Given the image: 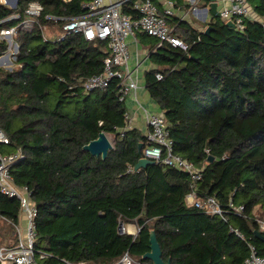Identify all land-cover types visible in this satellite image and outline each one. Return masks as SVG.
<instances>
[{
	"label": "trees",
	"instance_id": "16d2710c",
	"mask_svg": "<svg viewBox=\"0 0 264 264\" xmlns=\"http://www.w3.org/2000/svg\"><path fill=\"white\" fill-rule=\"evenodd\" d=\"M91 1L18 0L16 8L0 6V21L20 16L0 25L17 27L19 47L16 68L0 66V129L10 139L0 144V154L18 149L26 154L12 175L18 186L32 191L37 262L117 264L129 253L153 264L144 259L152 230L163 260L171 264H243L249 244L264 257V242L255 235L262 231L257 209L264 218L262 25L247 19L239 29L213 14L206 34L171 17L168 23L188 44L186 50L168 43L158 47V40L145 34L154 48L145 87L166 118L174 153L202 172L193 181L190 174L159 163L134 170L142 158L139 146L144 150L150 141L140 130L127 129L128 107L120 100L118 78L106 91H84L83 83L104 71L106 42L83 35L45 39L44 26L61 30L66 19L83 16ZM33 4L41 6L40 16L31 29L18 27ZM250 4L264 19V0ZM126 12L134 14L131 4ZM8 48L1 40L0 57ZM102 132L114 136L106 159L83 149ZM192 192L200 200L215 197L222 215L189 206ZM231 200L244 206L242 214L229 207ZM20 215L19 201L0 193V219L11 224L5 242L13 240ZM121 224L136 225L137 235L121 233Z\"/></svg>",
	"mask_w": 264,
	"mask_h": 264
},
{
	"label": "built area",
	"instance_id": "2783aa9c",
	"mask_svg": "<svg viewBox=\"0 0 264 264\" xmlns=\"http://www.w3.org/2000/svg\"><path fill=\"white\" fill-rule=\"evenodd\" d=\"M162 6L153 0H93L84 5L86 13L77 18L66 19L61 32L60 40L70 35H83L88 41H101L107 43V56L104 59V71L87 79L83 83L86 93L96 90L106 91L114 78L120 80L121 101H126L131 95H135V102L146 114L149 128L148 139L150 145L142 151V158L149 159L154 163L163 164L167 167L180 169L191 175L193 181L202 178V172L192 163L174 153L173 142L169 137L168 124L163 113L151 112L142 106L138 100L139 76L138 71H132L129 67L131 52L128 44L129 38H135L137 33H144L158 40V47L164 43L171 44L184 50L188 44L176 36L170 27L168 19L174 17L178 4L175 0H161ZM223 8L220 11L221 18L232 21L239 29L244 28L247 19L258 21L264 29V19L257 17L252 9L250 0H223ZM131 4L134 14L126 12V6ZM42 8L33 4L26 12V18L18 24L22 29H31L32 18L40 16ZM20 19L19 15H13L8 19L1 20L0 25L7 21ZM57 21L55 17H50ZM48 29L43 27V31ZM17 33V27L0 29V41L10 37L15 46L13 35ZM45 39L49 40L54 35L48 32ZM10 48V45H9ZM13 54L14 59L18 54ZM157 79L163 78L162 74H156ZM137 94V95H136ZM127 129H132V117L129 111L126 113ZM9 137L0 129V144L8 145ZM26 158L22 149L11 154H0V193L9 198L18 200L21 206L23 226L15 227V240L10 245L0 247V264H39L35 258V239L37 209L32 201V191L28 187H20L16 184L12 175V168ZM132 170V169H130ZM187 204L194 206L208 215H222L223 210L220 202L215 197L206 200L197 198L195 192L187 196ZM229 207L238 214L244 212V206H236L231 200ZM260 229L264 231V219L259 221ZM128 227L124 226V233ZM237 236H244L235 230ZM250 256L243 264H264V257L260 256L257 247L249 244ZM45 255L42 256L44 258ZM85 264V263H79ZM117 264H143L126 253Z\"/></svg>",
	"mask_w": 264,
	"mask_h": 264
},
{
	"label": "crops",
	"instance_id": "0c3cea01",
	"mask_svg": "<svg viewBox=\"0 0 264 264\" xmlns=\"http://www.w3.org/2000/svg\"><path fill=\"white\" fill-rule=\"evenodd\" d=\"M2 5L5 3L11 4L13 7V0H1ZM5 2V3H4ZM158 4L162 6L161 0H157ZM218 3L219 12L223 8V0H216ZM213 1L212 0H181L178 3V7L175 10V17L180 18L182 21L189 22L193 27H195L199 31H206L209 27L205 25L212 20L213 12L211 9ZM8 6V5H7ZM10 6V7H11ZM149 38V37H148ZM145 37V34L139 33L136 34L135 38H129L128 44L131 52V60L129 62V67L132 71L137 70L139 76V89H138V100L142 106L147 108L151 112H160L156 103L151 99L148 91L145 87V74L146 72L153 69V65L150 62L151 53H153L154 48L152 45V38L148 39ZM4 40L8 42L10 37H5ZM152 40V41H151ZM7 52L2 55L0 58V66L3 65V61L6 60L7 64H10ZM135 95H131L126 100V105L128 107V111L132 117L131 127L140 130L144 133V135L148 136L149 128L146 120V114L142 108L138 106L135 102ZM19 224L23 226L24 221L22 220V216L20 215ZM128 234L137 235L138 227L134 224H128ZM14 235V234H13ZM15 236L11 242L6 245L12 244L14 242ZM5 245H0V247Z\"/></svg>",
	"mask_w": 264,
	"mask_h": 264
},
{
	"label": "water",
	"instance_id": "95a60500",
	"mask_svg": "<svg viewBox=\"0 0 264 264\" xmlns=\"http://www.w3.org/2000/svg\"><path fill=\"white\" fill-rule=\"evenodd\" d=\"M213 3L211 5L212 12L218 16L221 17L220 12L218 10V3L216 0H212ZM13 8L17 7L18 0H13ZM2 5V1L0 0V6ZM228 26H235V24L232 21H229L227 23ZM211 30V27H208L205 31L206 34H209ZM18 49V45L16 46ZM1 59V58H0ZM1 63V62H0ZM113 144L111 143L110 139L108 138V135H106L104 132L100 133L99 137L91 141L89 144L84 146V150L88 151L94 156L102 157L103 159H106L108 157V154L110 150H112ZM143 145L141 144L139 146V152L142 155ZM209 162L214 161V157H209ZM154 162L150 161L146 158H141L139 162L135 165L134 170L139 171L142 168H146L148 165H152ZM119 231L121 233H124V225L121 224ZM255 235L258 239H260L262 242H264V234L262 231H255ZM144 259H148L153 262V264H171V261L165 262L162 258V249L158 242L156 233L154 230L150 232V251L144 255Z\"/></svg>",
	"mask_w": 264,
	"mask_h": 264
},
{
	"label": "rangeland",
	"instance_id": "374dc122",
	"mask_svg": "<svg viewBox=\"0 0 264 264\" xmlns=\"http://www.w3.org/2000/svg\"><path fill=\"white\" fill-rule=\"evenodd\" d=\"M4 5H6V6L8 5L9 7L11 6V4H9V3H5ZM11 8H13V7L11 6ZM34 20H35V18H32V22ZM47 27H48V29H45L44 30L46 36H48V32H52V34L54 35L51 38L52 41L55 42V41L59 40L60 39V32H61V30H58L57 28H53L52 26H47ZM15 37H17V34H15V35L12 36V38H15ZM10 42H11L9 44L10 45V48H8V54H6V55L8 56L9 61L11 63L10 64H7V62L5 60V61H3V65H1V66L11 71V70H13V69L16 68V66L14 65V61H15L14 57L15 56H13V54H16L17 53L18 48L15 46V44L12 41H10ZM108 138L110 139L111 143L114 144V136L113 135H108ZM255 215H256L258 221H261V220L264 219L262 217L261 211L259 209L256 210ZM9 226H11V224L8 221H6L4 219H0V240L2 241L1 245L8 244V241L5 242L6 240L4 239V236H5L4 235V232H5V230L8 229Z\"/></svg>",
	"mask_w": 264,
	"mask_h": 264
}]
</instances>
